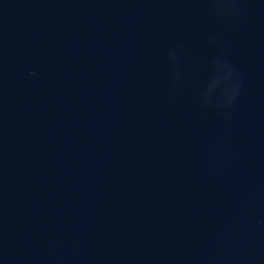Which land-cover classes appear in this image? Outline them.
Returning <instances> with one entry per match:
<instances>
[{
  "label": "water",
  "instance_id": "water-1",
  "mask_svg": "<svg viewBox=\"0 0 264 264\" xmlns=\"http://www.w3.org/2000/svg\"><path fill=\"white\" fill-rule=\"evenodd\" d=\"M0 264H264V0H0Z\"/></svg>",
  "mask_w": 264,
  "mask_h": 264
}]
</instances>
